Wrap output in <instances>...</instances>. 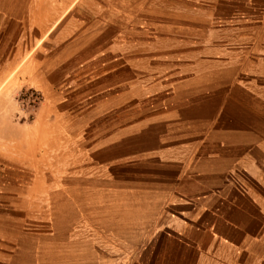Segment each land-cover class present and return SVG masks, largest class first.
<instances>
[{"label":"crops","instance_id":"obj_1","mask_svg":"<svg viewBox=\"0 0 264 264\" xmlns=\"http://www.w3.org/2000/svg\"><path fill=\"white\" fill-rule=\"evenodd\" d=\"M26 44L98 97L110 55L143 105L92 144L86 218L0 232V264H264V0H0Z\"/></svg>","mask_w":264,"mask_h":264},{"label":"rangeland","instance_id":"obj_2","mask_svg":"<svg viewBox=\"0 0 264 264\" xmlns=\"http://www.w3.org/2000/svg\"><path fill=\"white\" fill-rule=\"evenodd\" d=\"M201 5L207 9L208 0ZM27 48L19 58L16 48L0 51V63L8 62L3 72L0 67V232L37 225L48 229L50 219L64 220L66 214L73 220L86 218L80 203L89 202L87 193L100 186L95 173L100 164L88 154L92 144L126 124L129 114L143 105L128 97L123 68L121 92L108 90L110 55L100 56L98 97L91 88L96 83H72L73 77L50 65L63 59L49 61L43 58L48 51ZM121 62L123 66L125 60ZM44 71L54 72L55 82H48Z\"/></svg>","mask_w":264,"mask_h":264}]
</instances>
